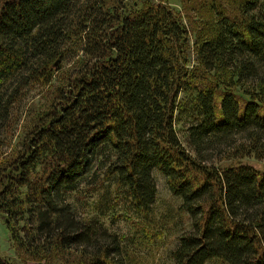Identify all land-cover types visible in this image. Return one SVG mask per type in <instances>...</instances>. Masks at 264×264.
<instances>
[{
  "label": "trees",
  "instance_id": "1",
  "mask_svg": "<svg viewBox=\"0 0 264 264\" xmlns=\"http://www.w3.org/2000/svg\"><path fill=\"white\" fill-rule=\"evenodd\" d=\"M145 1L0 0V131L24 90L61 78L19 148L0 152L10 238L32 258L131 264L68 197L85 186L102 216L119 198L148 221L157 172L190 220L171 264H264V167L220 163L264 162V0H181L196 29ZM77 39L84 57L59 75Z\"/></svg>",
  "mask_w": 264,
  "mask_h": 264
},
{
  "label": "rangeland",
  "instance_id": "2",
  "mask_svg": "<svg viewBox=\"0 0 264 264\" xmlns=\"http://www.w3.org/2000/svg\"><path fill=\"white\" fill-rule=\"evenodd\" d=\"M140 1L123 0L121 6L125 5L126 8L135 7L139 5ZM161 1L177 10L189 28L196 29L202 24V21L187 13V5H184L181 0ZM75 42V44L69 45L65 51L66 57L62 61L59 75L63 71L77 69L79 60L84 57L83 45L78 39ZM59 77L56 76L49 87L41 85L28 87L14 103L10 123L0 131L2 157L10 156L19 148L23 133L49 107L52 86L61 83ZM238 162H245L257 168L264 167L263 161H258L252 156L224 159L220 163L225 165ZM154 181L157 188V197L148 221L136 217L129 209L125 208V203H121L119 198L110 204L109 209L106 208L107 211H104L105 215L102 216L99 213L100 209H98L100 202H102L101 198L98 194H94L91 188L85 189V186L81 187L82 191L79 194L69 196L68 201L72 203L77 217L83 219L96 218L97 216L100 221L104 220L105 226L110 232L122 237L123 244L127 246L126 249L131 264H171L169 252L175 247L177 238L190 230V220L187 215L178 210L180 200L170 193L165 178L154 172ZM0 254L10 259L13 264H61L56 255L38 259L18 251L10 238L9 230L1 215ZM72 258L69 257V259Z\"/></svg>",
  "mask_w": 264,
  "mask_h": 264
}]
</instances>
